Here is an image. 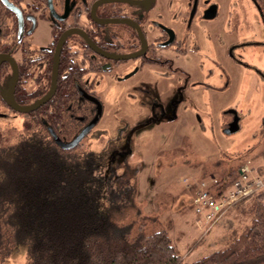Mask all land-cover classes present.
<instances>
[{
    "label": "rangeland",
    "instance_id": "obj_1",
    "mask_svg": "<svg viewBox=\"0 0 264 264\" xmlns=\"http://www.w3.org/2000/svg\"><path fill=\"white\" fill-rule=\"evenodd\" d=\"M217 1L221 14L213 31L196 24L192 47L173 67L146 66L128 80L109 82L101 95V121L81 149H120L114 162L132 176L136 191L134 207L120 209L116 218L125 225L141 215L164 221L182 253L181 264L226 247L246 222L233 208L214 220L209 208L201 212L191 206L193 193L184 178L201 175L198 164L213 167L229 155L251 161L264 176V15L258 0ZM234 119L238 130L227 134ZM20 126L1 128L8 136L6 146L28 137L24 123ZM206 175L201 182L215 178ZM7 229L3 223L0 236ZM27 249L18 246L2 260L28 264Z\"/></svg>",
    "mask_w": 264,
    "mask_h": 264
},
{
    "label": "trees",
    "instance_id": "obj_2",
    "mask_svg": "<svg viewBox=\"0 0 264 264\" xmlns=\"http://www.w3.org/2000/svg\"><path fill=\"white\" fill-rule=\"evenodd\" d=\"M259 2L264 15V0ZM56 98L53 107L65 113L69 100L62 96L54 105ZM23 123L28 137L10 146L0 129V228L6 223L10 230L0 236V264H8L2 256L18 246L28 248V264L182 263L172 229L164 221L141 215L138 222L125 225L116 218L120 209L134 207L136 191L132 176L114 162L120 149L82 151L85 143L65 149L39 118ZM235 160L227 156L213 167L204 165L205 174H215L218 180L207 182L208 190L230 189L243 163ZM199 187L192 183L189 188L196 193ZM231 211L246 218L231 242L191 264H264V190Z\"/></svg>",
    "mask_w": 264,
    "mask_h": 264
},
{
    "label": "flooded vegetation",
    "instance_id": "obj_3",
    "mask_svg": "<svg viewBox=\"0 0 264 264\" xmlns=\"http://www.w3.org/2000/svg\"><path fill=\"white\" fill-rule=\"evenodd\" d=\"M219 10L217 0H0V129L37 117L65 146L90 128L80 145L101 121L109 82L173 67L192 47L194 26L212 32ZM54 80V95L24 111L44 101ZM55 96L54 105L69 100L65 113Z\"/></svg>",
    "mask_w": 264,
    "mask_h": 264
},
{
    "label": "built area",
    "instance_id": "obj_4",
    "mask_svg": "<svg viewBox=\"0 0 264 264\" xmlns=\"http://www.w3.org/2000/svg\"><path fill=\"white\" fill-rule=\"evenodd\" d=\"M237 171L238 177L228 191H211L210 189L209 191L207 184L202 183L195 194L194 203L197 210H201L202 212L209 208L211 213L210 218L218 220L225 213L236 207L242 200L264 190V178L259 176L256 170L249 164L240 166ZM212 183L218 184V180L213 179Z\"/></svg>",
    "mask_w": 264,
    "mask_h": 264
},
{
    "label": "crops",
    "instance_id": "obj_5",
    "mask_svg": "<svg viewBox=\"0 0 264 264\" xmlns=\"http://www.w3.org/2000/svg\"><path fill=\"white\" fill-rule=\"evenodd\" d=\"M236 123H237V122H236L235 119H234L233 122H231V123L228 122V124H227V128H226V129H227V130H226V133H227V134H231V133H228V129H230L233 125L235 126V129H236L234 132H236V131L238 130V125H237ZM234 132H232V133H234ZM229 156H231V155H229ZM229 156H228V157H229ZM223 158H224V156H222V157L219 159V161L222 160ZM247 162H251V161H247ZM214 163H216V162H214ZM243 163H244V162H243ZM200 165H202V164H198V166H199L200 169H201V170H200L201 175H195V176H192L191 178H184V179H187V183H191V184H192V183H195L198 187L201 185V183H202L201 180L204 179L205 176H207V175L205 174L206 172H204V166L202 165V166H203V167H202V166H200ZM240 165H241V164H240ZM239 167H240V166H239ZM237 169H238V167H237ZM256 170H258V169H256ZM258 171L262 172L261 167H260V169H259ZM210 179H211V177H210ZM210 179H207V180L205 179L204 182H206V183H207V182H210ZM202 181H203V180H202ZM183 183H184V185H186L184 181H183ZM191 191H192V190H191ZM192 193H193V195H192V196H193V199L191 200V206L195 207V204H194L195 192L192 191ZM195 208H197V207H195ZM195 208H194V209H195ZM206 211H207V210H206Z\"/></svg>",
    "mask_w": 264,
    "mask_h": 264
},
{
    "label": "water",
    "instance_id": "obj_6",
    "mask_svg": "<svg viewBox=\"0 0 264 264\" xmlns=\"http://www.w3.org/2000/svg\"><path fill=\"white\" fill-rule=\"evenodd\" d=\"M56 81L54 80V83H53V89L52 91L49 93V95L44 98V101L34 105L33 107H30V108H26V109H23L24 111H32L33 109L37 108V107H40L42 105H44L45 102H47L55 93V90H56ZM92 127V126H91ZM90 130V128H88V130H86V132L83 134L82 137H80V139L76 140L74 143H71V144H68V145H65L63 146L65 149H69V148H73L75 145L79 144L80 140L84 137L85 134L88 133V131ZM236 129H235V126L233 125L230 129H228V133H232L234 132Z\"/></svg>",
    "mask_w": 264,
    "mask_h": 264
}]
</instances>
